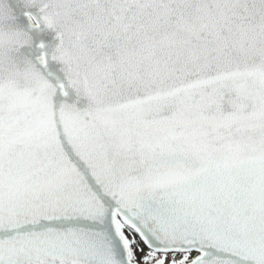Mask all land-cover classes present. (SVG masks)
Instances as JSON below:
<instances>
[{
	"label": "snow or ice",
	"instance_id": "1",
	"mask_svg": "<svg viewBox=\"0 0 264 264\" xmlns=\"http://www.w3.org/2000/svg\"><path fill=\"white\" fill-rule=\"evenodd\" d=\"M0 264H264V0H0Z\"/></svg>",
	"mask_w": 264,
	"mask_h": 264
}]
</instances>
